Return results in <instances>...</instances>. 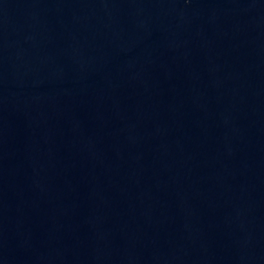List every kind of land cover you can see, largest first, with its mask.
I'll use <instances>...</instances> for the list:
<instances>
[{
	"label": "water",
	"instance_id": "water-1",
	"mask_svg": "<svg viewBox=\"0 0 264 264\" xmlns=\"http://www.w3.org/2000/svg\"><path fill=\"white\" fill-rule=\"evenodd\" d=\"M0 264H264V0H0Z\"/></svg>",
	"mask_w": 264,
	"mask_h": 264
}]
</instances>
